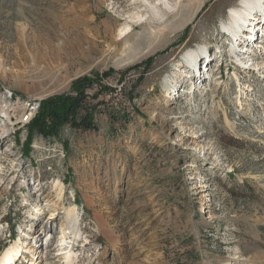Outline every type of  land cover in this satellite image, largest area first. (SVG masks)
I'll list each match as a JSON object with an SVG mask.
<instances>
[{
    "label": "rangeland",
    "instance_id": "rangeland-1",
    "mask_svg": "<svg viewBox=\"0 0 264 264\" xmlns=\"http://www.w3.org/2000/svg\"><path fill=\"white\" fill-rule=\"evenodd\" d=\"M132 1L0 0V94L35 100L37 115L45 100L102 73L112 89L91 99L101 101L98 130L35 131L29 154L31 122L1 113L0 259L16 242L22 251L0 264H34L25 231L54 204H77L83 218L73 264H223L264 251V9L246 24L261 28L257 52L243 54L247 40L221 27L240 0H200L190 22L154 44L107 53L106 27L125 28ZM83 38L97 40L94 50L81 52ZM203 45L193 65L186 54ZM111 111L131 121L113 126ZM57 180L66 186L58 202ZM48 264H67L65 255Z\"/></svg>",
    "mask_w": 264,
    "mask_h": 264
},
{
    "label": "bare ground",
    "instance_id": "bare-ground-1",
    "mask_svg": "<svg viewBox=\"0 0 264 264\" xmlns=\"http://www.w3.org/2000/svg\"><path fill=\"white\" fill-rule=\"evenodd\" d=\"M131 5H133L132 13H129V16L126 15V19L129 22L125 28H121L119 31H116L117 28L114 24L107 25L105 36L108 41L107 48L105 50L107 53H117L121 50H123L122 52L127 50L131 51L133 47H135V51L137 49L140 50L142 48L143 41L149 42L150 45L154 44L155 41L159 39L161 34H165L166 31H170L174 28H177L178 26H183L185 23L190 22L195 17L198 9L202 6V2L200 0H133ZM189 7H193L192 9H194L191 16L187 11ZM263 9L264 0H240L238 6H233L229 9L227 20L223 21L221 24L224 32L231 33L238 40H247L245 44L239 47V50L242 53L244 52L247 54L246 50L249 52H257L260 49L258 43L259 41H255L256 38L254 40L253 38L257 31H259L261 28L257 23H253L255 26L252 24V26L250 25L251 27L247 30L246 24L249 25L254 19L253 15H258V12ZM167 11L170 13V16L167 15ZM126 14H128V12ZM154 20L160 21L161 26H154ZM143 23L145 24V27L141 32L138 30V26ZM96 41V39L91 40L90 38H83L81 44L78 45V47L81 52L84 53L92 51L94 50V47L97 46ZM65 47L70 52L77 51V47L69 42H65ZM205 50L206 49L204 45L200 47V50L199 48L191 49L187 52L186 57L190 59V62L193 63V65H196L198 62V56L201 52H205ZM225 50L229 51V49ZM250 61V59L245 60V64L250 66ZM203 72L201 71L202 74H204ZM204 77V75H201L199 77V81L203 80ZM10 96V92L0 94V125L3 121L1 114L2 112L6 114V116H4L5 120L12 121V118L16 119L17 117L19 118V116L23 117L24 114H27L30 111L27 102L12 100L10 99ZM168 100L169 99H167V96H165L161 100V103H166ZM28 102H35V100H30ZM153 117L161 122L165 136L174 139V143L176 144L178 143L177 141L181 140L178 138L179 136L171 137L172 128L168 125V122L159 115L158 112H153ZM54 187L57 191V202L62 201L66 187L65 183L61 180H57L54 184ZM62 206H57L54 204L55 208L51 210L48 218L43 220L38 219V223L35 227L34 224L31 223L32 230L30 233L25 231V233L31 237L30 242L28 243L30 246L27 252L32 254V260L34 264H48L50 261L59 257L60 254H62V251L65 255L67 264H73L75 260L76 251L74 249L73 241L75 239H79L84 234V228L82 227L83 218L81 217V213L77 204L67 207ZM61 208H63V213L60 211ZM51 242H53V244ZM21 249L22 248L20 247L18 248L16 242L8 248L6 253L0 259V263H7V260L18 257V255H20V251H22ZM60 249H62V251H60ZM257 253L259 255V258L257 259L236 254L225 259L223 264L264 263V251L258 250Z\"/></svg>",
    "mask_w": 264,
    "mask_h": 264
},
{
    "label": "trees",
    "instance_id": "trees-1",
    "mask_svg": "<svg viewBox=\"0 0 264 264\" xmlns=\"http://www.w3.org/2000/svg\"><path fill=\"white\" fill-rule=\"evenodd\" d=\"M110 74V72H105L94 80L89 79L77 86L74 93L58 95L45 100L42 109L29 125V136L24 143L23 151L29 154L35 131L44 137H49L57 136L61 128L66 125L75 129L98 130L96 115L99 112L98 105L101 101L95 103L91 99H97L100 94L112 90L103 84V79ZM95 85L99 86V90L91 97L89 90ZM109 115L113 126L116 123L124 126L131 121L129 113L111 111Z\"/></svg>",
    "mask_w": 264,
    "mask_h": 264
},
{
    "label": "built area",
    "instance_id": "built-area-1",
    "mask_svg": "<svg viewBox=\"0 0 264 264\" xmlns=\"http://www.w3.org/2000/svg\"><path fill=\"white\" fill-rule=\"evenodd\" d=\"M27 103L30 111L27 114H24L23 118L20 117V120L22 121L23 124L31 122L33 116L36 115L40 107V104L36 102H27Z\"/></svg>",
    "mask_w": 264,
    "mask_h": 264
}]
</instances>
